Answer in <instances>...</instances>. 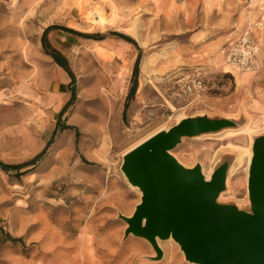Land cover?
<instances>
[{
	"label": "rangeland",
	"instance_id": "374dc122",
	"mask_svg": "<svg viewBox=\"0 0 264 264\" xmlns=\"http://www.w3.org/2000/svg\"><path fill=\"white\" fill-rule=\"evenodd\" d=\"M263 2L0 0V160L29 161L53 138L32 173L18 178L0 167V228L23 240L2 244L0 264H195L173 238L160 240L164 256L157 260L148 240L125 237L120 214L131 216L142 192L121 165L148 133L198 114L239 125L183 137L171 151L179 162L199 163L211 175L236 152L231 144L252 149L264 133V25L259 69L240 70L221 48L258 17ZM50 25L91 35L49 32L68 58L73 84L44 52L41 38ZM197 74L215 87L189 97L181 84ZM247 124L251 136L240 131ZM249 164L228 176L220 201L250 202Z\"/></svg>",
	"mask_w": 264,
	"mask_h": 264
},
{
	"label": "water",
	"instance_id": "95a60500",
	"mask_svg": "<svg viewBox=\"0 0 264 264\" xmlns=\"http://www.w3.org/2000/svg\"><path fill=\"white\" fill-rule=\"evenodd\" d=\"M239 125L206 114L181 117L124 155L121 170L138 187L141 201L127 222L125 237H143L162 259L160 240L173 238L195 264H264V133L254 138L249 167V206L220 201L228 189L231 158L221 160L207 178L201 165L189 167L171 152L183 137Z\"/></svg>",
	"mask_w": 264,
	"mask_h": 264
},
{
	"label": "built area",
	"instance_id": "2783aa9c",
	"mask_svg": "<svg viewBox=\"0 0 264 264\" xmlns=\"http://www.w3.org/2000/svg\"><path fill=\"white\" fill-rule=\"evenodd\" d=\"M264 25V2L260 5V13L254 21L247 26L238 36L228 39L221 48L226 61L242 71H255L259 69L258 56L260 53L261 38L260 31ZM182 90L189 97H199L212 90L215 85L203 74L183 81Z\"/></svg>",
	"mask_w": 264,
	"mask_h": 264
},
{
	"label": "trees",
	"instance_id": "16d2710c",
	"mask_svg": "<svg viewBox=\"0 0 264 264\" xmlns=\"http://www.w3.org/2000/svg\"><path fill=\"white\" fill-rule=\"evenodd\" d=\"M53 28H61V29L63 28L65 30L73 32L75 34H83V35H86V36H91V35L85 34V33H81L80 31H77V30H75L73 28H70L68 26L58 27V25H50V26H48L47 28H45V31H44V33L42 35L41 40H42L44 52L49 54L51 57H53L54 60L58 63V65L60 67L64 68L68 73H70V75L72 77L71 83L73 84V83H75V74L72 72V70L70 68L67 56H65L63 54V52H61L58 48H56L51 43V41L49 40V37H48L49 36V32ZM114 33L119 35V36H121V37H123V38H127V39L129 38V36L127 37L126 35H124L122 33H119V32H116V31H114ZM134 71L136 72V74L139 73V71H138V63L135 65ZM131 88L132 89H131L130 93L133 94L138 88V80L137 79H135V81H134V83H133ZM75 96H76V91L73 89L72 97H71L69 103L73 101ZM64 127L70 128V129H74L75 131L77 130V127L75 125H72V124H65ZM76 134H78V131H76ZM52 139L53 138H50L49 141H48V144L45 146V148L42 151H40L39 153L35 154L33 156V158L31 160H29V161L19 162V163H16V164H9V163H5L2 160H0L1 169H3L6 173L12 175L13 177H18V178H20V177H22L24 175L32 173L33 171L37 170L36 167L43 161V159L45 157L44 155H45L47 149L49 148V146L53 142ZM12 171H14V173H11ZM7 240H11V241H13L15 243H18V242L23 243V240H22L21 237L17 238V237L12 236L3 227H1L0 228V248H1L2 244L4 242H6Z\"/></svg>",
	"mask_w": 264,
	"mask_h": 264
},
{
	"label": "bare ground",
	"instance_id": "6f19581e",
	"mask_svg": "<svg viewBox=\"0 0 264 264\" xmlns=\"http://www.w3.org/2000/svg\"><path fill=\"white\" fill-rule=\"evenodd\" d=\"M96 20H102V16H99L98 14H96ZM146 63V62H145ZM161 129H156L150 133H148V135L144 136L143 138L139 139L136 143H134V145L131 146L130 149H132V147L140 144L141 142L145 141L148 139L149 136L153 135L154 133H156L157 131H160ZM240 131L244 134H249L250 136L253 135L252 132V128L249 126V124H247L246 127H244L243 129H240ZM234 132H238V130H231V131H227L228 134L234 133ZM246 136V135H245ZM223 137V136H222ZM247 137V136H246ZM250 140V139H249ZM238 144V143H237ZM237 144H231L230 146L234 148V150L236 152H232L231 154V165H230V171H229V176L232 174L237 173L238 170H240L243 166V164H246V166L249 164L250 159L253 156V150L250 148V146H243V145H237ZM251 144V143H250ZM127 150V151H129ZM243 169V168H242ZM204 171L206 172V170L204 169ZM248 173V172H247ZM206 176L207 178L210 177V172H206ZM228 184V183H227ZM229 190V187L228 189ZM246 206H249V203H247ZM241 207V206H240Z\"/></svg>",
	"mask_w": 264,
	"mask_h": 264
},
{
	"label": "crops",
	"instance_id": "0c3cea01",
	"mask_svg": "<svg viewBox=\"0 0 264 264\" xmlns=\"http://www.w3.org/2000/svg\"><path fill=\"white\" fill-rule=\"evenodd\" d=\"M254 16H255V15H254ZM256 17H257V15H256L254 18L257 19ZM246 25H247V24H246ZM244 28H245V27H244ZM244 28H243V29H244ZM62 85H63V84H62ZM62 85L60 84V87H61Z\"/></svg>",
	"mask_w": 264,
	"mask_h": 264
}]
</instances>
